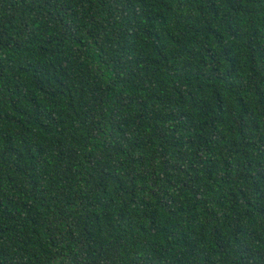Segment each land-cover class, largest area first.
Here are the masks:
<instances>
[{
    "label": "trees",
    "instance_id": "1",
    "mask_svg": "<svg viewBox=\"0 0 264 264\" xmlns=\"http://www.w3.org/2000/svg\"><path fill=\"white\" fill-rule=\"evenodd\" d=\"M0 264H264V0H0Z\"/></svg>",
    "mask_w": 264,
    "mask_h": 264
}]
</instances>
